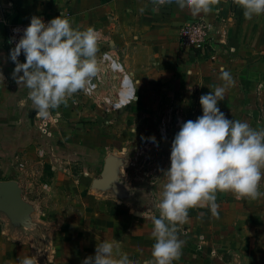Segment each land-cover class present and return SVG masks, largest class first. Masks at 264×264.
Masks as SVG:
<instances>
[{
	"label": "crops",
	"instance_id": "1",
	"mask_svg": "<svg viewBox=\"0 0 264 264\" xmlns=\"http://www.w3.org/2000/svg\"><path fill=\"white\" fill-rule=\"evenodd\" d=\"M157 6L159 11L154 10ZM57 14L71 17L75 26L99 31L101 64L93 78L96 90L89 96L77 92L61 105L59 122L51 124L44 137L31 101L22 103L29 89L11 75L15 66L5 29L30 23L33 15ZM196 19L205 22L209 38L201 54L191 58L180 50L178 32ZM104 53L120 70L103 62ZM0 67L5 76L0 82V182H15L31 210H52L58 200L66 212L74 204L85 209L84 195H92L85 203L93 209V239L124 235L131 242L130 256L140 262L152 259L151 217L159 215L155 204L166 179L163 172L160 177L155 171L137 174L132 166L139 156L132 152L144 147L148 134H155L157 117L175 110L186 121L195 120L202 115L201 95L226 85L218 104L226 117L264 128V15L246 19L239 0H218L211 12L199 15L158 5V0H0ZM223 70L231 73L234 83L221 79ZM121 72L132 83L134 99L114 109ZM123 92L118 105L127 102ZM19 156L22 169L16 166ZM64 202L67 206L62 207ZM200 208L189 210L187 222L178 229L180 239L181 234H194ZM11 225V218L0 210V236L8 230L17 239H27V226ZM0 239V261L13 264L11 243L4 236Z\"/></svg>",
	"mask_w": 264,
	"mask_h": 264
},
{
	"label": "clouds",
	"instance_id": "2",
	"mask_svg": "<svg viewBox=\"0 0 264 264\" xmlns=\"http://www.w3.org/2000/svg\"><path fill=\"white\" fill-rule=\"evenodd\" d=\"M214 2L218 0H158V5L199 15L211 12ZM239 5L246 19L264 15V0H239ZM154 10L159 11V6ZM100 39L94 26H75L67 15L60 14L47 22L41 16H31L9 54L15 64L13 79L29 89L22 103L30 100L39 117L58 123L61 105L66 106L77 92L91 90V81L100 70ZM221 79L234 83L228 70L221 72ZM4 80L0 67V82ZM225 93L226 85H221L201 95L202 115L183 122L174 135L170 166L162 170L166 183L155 204L159 215L151 217L152 259L144 264H173L178 260L184 245L178 235L179 226L187 222L189 210L197 206L208 207L218 215L217 192L231 191L238 199L264 196L260 190L264 181V128H253L247 120L227 118L218 106ZM146 146L158 150L154 140ZM120 244L117 240L99 241L94 256L86 257L82 264H114L116 260L129 264L121 257ZM17 264H37V259L27 255Z\"/></svg>",
	"mask_w": 264,
	"mask_h": 264
},
{
	"label": "rangeland",
	"instance_id": "3",
	"mask_svg": "<svg viewBox=\"0 0 264 264\" xmlns=\"http://www.w3.org/2000/svg\"><path fill=\"white\" fill-rule=\"evenodd\" d=\"M159 117L155 134H148L146 140H154L158 150L147 147L145 142L142 149L138 147L132 152V156H139L132 166L137 174L155 171L160 177L161 168L170 166V151L167 153V150H170L168 148L174 135L186 120L175 110ZM260 190L264 192V181L261 182ZM90 196L84 195L85 209L74 204L66 212L61 210L58 200L52 210L36 206L26 214L27 220L25 218L24 222L11 219V226L24 224L28 232L27 239L21 240L18 235V240L8 230L7 233L1 231L0 238L4 236L11 243L9 252L13 264L27 255L35 256L37 264H82L86 257L94 256L99 241L94 240L91 234L93 209L90 203H85L86 200L90 201ZM39 197L42 200L43 194ZM216 202L219 205L218 215H213L208 207L196 212L199 227L195 226L194 234L189 237L181 234L184 241L182 255L173 264H264V196L238 199L231 191L217 192ZM133 204L127 202V205ZM63 206H67L65 202ZM119 210L122 211V207ZM112 240L121 242V257L127 259L129 264H144V260L140 262L130 256L131 242L124 235H117ZM0 264L7 262L0 261ZM114 264H119V260Z\"/></svg>",
	"mask_w": 264,
	"mask_h": 264
},
{
	"label": "built area",
	"instance_id": "4",
	"mask_svg": "<svg viewBox=\"0 0 264 264\" xmlns=\"http://www.w3.org/2000/svg\"><path fill=\"white\" fill-rule=\"evenodd\" d=\"M60 14L54 15L52 17L47 16H41L45 22L51 20L54 17L59 16ZM28 24H18V25H8L5 29V44L7 48L8 54H10V50L15 46V43L18 41L20 36L23 34V29L27 27ZM19 31H14V30ZM209 38V28L206 26L205 22L202 19H196L192 20L184 25H182L179 28L178 32V45L182 52H185L188 54L189 57L194 58L195 56H199L202 52V49L206 45ZM20 61L23 62L25 60V57L23 54L19 57ZM103 62H109L110 68H112V65L116 62L112 61L111 58L107 53H104L102 55ZM12 62V61H11ZM12 64L15 66L14 62ZM120 65V64H119ZM117 71V70H114ZM120 72V71H119ZM123 74V72H121ZM90 91L84 92L85 95L89 96L96 90V84L95 81L92 80L90 84ZM125 91L124 96L127 98V102L123 103L121 105H118L117 103L120 102L122 92ZM134 99V90L132 83L128 76L126 74H123L121 83H120V89L118 92V102H116L113 105V108H121L123 106H126L130 101ZM39 124V132L41 136L47 137L49 136V129L52 123L50 119L45 120L39 117L38 114H36ZM39 157H43V154L41 152L38 153ZM16 166L19 169H22L24 167V160L22 157L16 158Z\"/></svg>",
	"mask_w": 264,
	"mask_h": 264
},
{
	"label": "water",
	"instance_id": "5",
	"mask_svg": "<svg viewBox=\"0 0 264 264\" xmlns=\"http://www.w3.org/2000/svg\"><path fill=\"white\" fill-rule=\"evenodd\" d=\"M6 193L8 198H5ZM0 210H3L11 219H17L20 222L25 221L26 214L31 210V207L22 200L15 182H0Z\"/></svg>",
	"mask_w": 264,
	"mask_h": 264
},
{
	"label": "bare ground",
	"instance_id": "6",
	"mask_svg": "<svg viewBox=\"0 0 264 264\" xmlns=\"http://www.w3.org/2000/svg\"><path fill=\"white\" fill-rule=\"evenodd\" d=\"M112 68H114V69L117 68L118 70H120L119 66L116 65L115 63L112 65ZM118 70H117V71H118ZM124 94H125V91L123 92V98H122L123 100H124V98H125ZM126 101H127V100H126Z\"/></svg>",
	"mask_w": 264,
	"mask_h": 264
}]
</instances>
